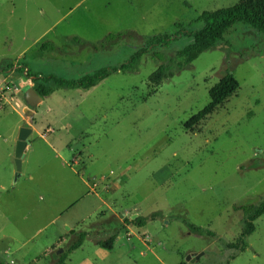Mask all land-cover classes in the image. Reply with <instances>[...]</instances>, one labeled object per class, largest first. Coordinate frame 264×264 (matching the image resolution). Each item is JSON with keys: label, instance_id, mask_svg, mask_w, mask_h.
<instances>
[{"label": "rangeland", "instance_id": "rangeland-1", "mask_svg": "<svg viewBox=\"0 0 264 264\" xmlns=\"http://www.w3.org/2000/svg\"><path fill=\"white\" fill-rule=\"evenodd\" d=\"M237 1L0 0V264H55L80 232L87 239L65 264H264V214L244 250L230 247L244 228L241 207L264 199V34L238 22L182 69L180 58L168 61L203 27V11ZM165 33L172 41L135 72L28 104V70L78 78ZM45 41L61 52L34 56ZM164 62L174 75L151 82ZM228 71L235 93L185 128ZM22 126L33 129L32 149L17 176ZM134 214L146 224H133ZM114 234L111 249L98 244Z\"/></svg>", "mask_w": 264, "mask_h": 264}, {"label": "trees", "instance_id": "trees-1", "mask_svg": "<svg viewBox=\"0 0 264 264\" xmlns=\"http://www.w3.org/2000/svg\"><path fill=\"white\" fill-rule=\"evenodd\" d=\"M197 21L203 22V27L199 30L189 33L192 37L190 44L186 45L182 49L177 50L175 54L171 56L170 60H168L172 63L176 62L177 58H180V61H177L178 69H182L185 65H189L203 52L211 48L218 47L220 43L223 44L222 42L225 40V34L238 22H243L247 25H250L257 31L264 34V0H238L235 4L230 6L221 7L216 10H205L198 16ZM176 26H179V24ZM128 35H131L132 39H139L135 33ZM120 36L121 34H119V37ZM111 37H115V35H111ZM172 37V34L165 33L143 38L139 48L136 49L128 61L118 66L103 67L78 78H65L53 73H35L31 70H28L26 75L33 83V88L41 97H48L58 89L89 90L92 87L98 85L103 79L110 76L112 73L119 71L135 72L144 54L149 53L151 49L154 50L158 45L169 44L172 41ZM72 41L73 43L75 42L83 46H95L97 49V45L88 44L79 37H73ZM50 50L61 52V48L55 46L49 41H45L40 45L39 51L35 53L34 56L36 54L44 55L45 52ZM154 54L157 55V52L154 51ZM160 59L162 60L163 58ZM169 62L161 63L158 68L149 75V80L155 84H160L165 78L172 77L174 75V69L173 65ZM238 87L239 81L235 75L230 71L226 72L219 79V81L210 88L209 103L196 114H194L184 124L185 128H192L208 114L213 113L218 106L222 105L235 93ZM241 208L245 214L244 228L237 241L231 243L230 247L242 251L248 246L247 237L255 231V221L264 214V199L257 205H249ZM182 221L192 232L201 234L205 232L208 234L212 233L211 231H207L204 228L191 223L190 220L186 218H182ZM131 222L139 227H142L146 224V219L138 216ZM116 237L117 235L114 234L107 239H99L97 242L99 245L107 249H111ZM86 239L87 232H80L77 240L73 242L65 252L58 256L57 262L55 264H65L68 255L72 251L80 248Z\"/></svg>", "mask_w": 264, "mask_h": 264}, {"label": "water", "instance_id": "water-1", "mask_svg": "<svg viewBox=\"0 0 264 264\" xmlns=\"http://www.w3.org/2000/svg\"><path fill=\"white\" fill-rule=\"evenodd\" d=\"M41 96L37 93V91L33 88L30 87L26 91V100L29 105L35 104L38 99H40ZM26 113H30V109L26 108L25 109ZM33 129L32 127L29 126H22L19 129L18 133V139L16 141V148H15V163H16V175L20 176L21 171H22V163H23V158L25 156V149L27 147V138L29 135L32 133ZM136 214H134L132 217L136 218ZM202 253L197 254V257H200ZM192 255H188L187 259H190Z\"/></svg>", "mask_w": 264, "mask_h": 264}, {"label": "crops", "instance_id": "crops-1", "mask_svg": "<svg viewBox=\"0 0 264 264\" xmlns=\"http://www.w3.org/2000/svg\"><path fill=\"white\" fill-rule=\"evenodd\" d=\"M30 82H31V80H29ZM33 84V83H32ZM30 88V87H29ZM42 140H43V142L45 143V144H47V137L46 136H43V137H40ZM48 146H49V144H48ZM32 149V145H31V143H28V145H27V147H26V149H25V153L26 152H30V150ZM58 241V240H57ZM66 263V262H65Z\"/></svg>", "mask_w": 264, "mask_h": 264}]
</instances>
